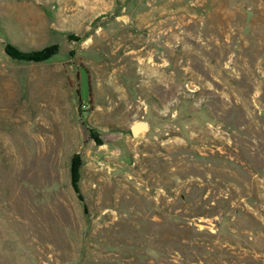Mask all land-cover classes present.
Here are the masks:
<instances>
[{
  "label": "rangeland",
  "instance_id": "374dc122",
  "mask_svg": "<svg viewBox=\"0 0 264 264\" xmlns=\"http://www.w3.org/2000/svg\"><path fill=\"white\" fill-rule=\"evenodd\" d=\"M0 264H264V0H0Z\"/></svg>",
  "mask_w": 264,
  "mask_h": 264
},
{
  "label": "trees",
  "instance_id": "16d2710c",
  "mask_svg": "<svg viewBox=\"0 0 264 264\" xmlns=\"http://www.w3.org/2000/svg\"><path fill=\"white\" fill-rule=\"evenodd\" d=\"M5 52L9 57H11L15 60H27V59H29V60L41 61V60L45 59V56H44L45 51L24 53V52H21L20 49H18L16 46H14L12 44L6 45ZM87 85H88V91H90L89 83H87ZM81 165H82L81 159L79 157L74 158V160L72 162V167H73L72 181H73V186L75 187V189H77L78 193H79L78 182L80 180L79 169H80Z\"/></svg>",
  "mask_w": 264,
  "mask_h": 264
},
{
  "label": "water",
  "instance_id": "95a60500",
  "mask_svg": "<svg viewBox=\"0 0 264 264\" xmlns=\"http://www.w3.org/2000/svg\"><path fill=\"white\" fill-rule=\"evenodd\" d=\"M149 124L147 122H137L131 127V135L138 137L140 134L147 132Z\"/></svg>",
  "mask_w": 264,
  "mask_h": 264
}]
</instances>
